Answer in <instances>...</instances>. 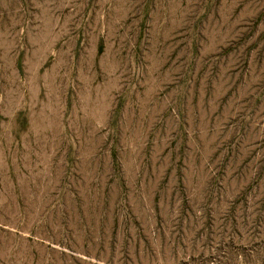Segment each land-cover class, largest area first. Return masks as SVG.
Segmentation results:
<instances>
[{
	"label": "rangeland",
	"instance_id": "rangeland-1",
	"mask_svg": "<svg viewBox=\"0 0 264 264\" xmlns=\"http://www.w3.org/2000/svg\"><path fill=\"white\" fill-rule=\"evenodd\" d=\"M0 264H264V0H0Z\"/></svg>",
	"mask_w": 264,
	"mask_h": 264
}]
</instances>
